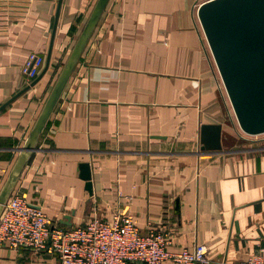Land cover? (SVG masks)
<instances>
[{
	"label": "crops",
	"instance_id": "1",
	"mask_svg": "<svg viewBox=\"0 0 264 264\" xmlns=\"http://www.w3.org/2000/svg\"><path fill=\"white\" fill-rule=\"evenodd\" d=\"M96 1L62 0L51 43L59 0H0V106L33 82L28 54L44 56L41 74L51 52L0 111L6 177ZM197 1L109 0L13 193L63 227L127 210L168 232L171 250L205 243L211 264H237L264 246V134L238 126ZM203 124L222 125V149H203ZM0 264L60 260L3 244Z\"/></svg>",
	"mask_w": 264,
	"mask_h": 264
},
{
	"label": "water",
	"instance_id": "2",
	"mask_svg": "<svg viewBox=\"0 0 264 264\" xmlns=\"http://www.w3.org/2000/svg\"><path fill=\"white\" fill-rule=\"evenodd\" d=\"M109 0H97L82 31L64 63L19 156L0 189V216L11 197L27 161L60 100L73 71L92 37ZM62 0H59L52 42L56 33ZM197 16L208 42L211 55L224 83L236 121L249 135L264 134V0H206ZM51 52L43 71L33 82L0 106V111L34 85L50 65ZM203 149H222V125L203 124ZM88 163L84 178L92 191ZM179 200H177V204Z\"/></svg>",
	"mask_w": 264,
	"mask_h": 264
},
{
	"label": "built area",
	"instance_id": "3",
	"mask_svg": "<svg viewBox=\"0 0 264 264\" xmlns=\"http://www.w3.org/2000/svg\"><path fill=\"white\" fill-rule=\"evenodd\" d=\"M198 0L195 11L202 2ZM45 58L31 51L22 72L27 82L38 77ZM233 116L236 120L235 114ZM237 122V121H236ZM0 172V189L8 170ZM11 248L49 250L60 264H211V248L197 244L193 249L171 250L172 237L164 230H142L127 210L113 212L108 218L96 216L84 224L63 227L38 204L29 201L23 191L12 193L0 216V245ZM237 264H264V246Z\"/></svg>",
	"mask_w": 264,
	"mask_h": 264
},
{
	"label": "rangeland",
	"instance_id": "4",
	"mask_svg": "<svg viewBox=\"0 0 264 264\" xmlns=\"http://www.w3.org/2000/svg\"><path fill=\"white\" fill-rule=\"evenodd\" d=\"M241 131H242V130H241ZM242 133H243L245 136L250 137V138H254V137H255L254 135L246 134V133H244L243 131H242Z\"/></svg>",
	"mask_w": 264,
	"mask_h": 264
}]
</instances>
